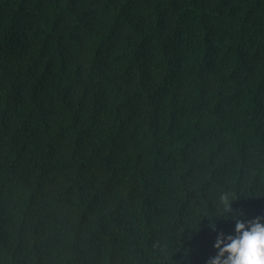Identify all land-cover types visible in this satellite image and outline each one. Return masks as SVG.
Returning <instances> with one entry per match:
<instances>
[{
    "label": "trees",
    "instance_id": "obj_1",
    "mask_svg": "<svg viewBox=\"0 0 264 264\" xmlns=\"http://www.w3.org/2000/svg\"><path fill=\"white\" fill-rule=\"evenodd\" d=\"M241 213L264 0H0V264H208Z\"/></svg>",
    "mask_w": 264,
    "mask_h": 264
},
{
    "label": "clouds",
    "instance_id": "obj_2",
    "mask_svg": "<svg viewBox=\"0 0 264 264\" xmlns=\"http://www.w3.org/2000/svg\"><path fill=\"white\" fill-rule=\"evenodd\" d=\"M224 214L233 212L230 201L222 197ZM243 215L232 216L235 220V236L220 232L214 244L217 255L208 260V264H264V217L244 221ZM225 215V219H229ZM216 230V223L210 225Z\"/></svg>",
    "mask_w": 264,
    "mask_h": 264
}]
</instances>
